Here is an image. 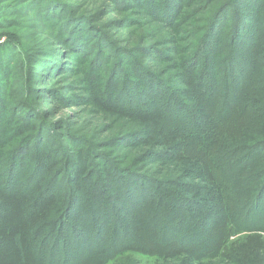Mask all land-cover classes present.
Instances as JSON below:
<instances>
[{"label": "rangeland", "instance_id": "obj_1", "mask_svg": "<svg viewBox=\"0 0 264 264\" xmlns=\"http://www.w3.org/2000/svg\"><path fill=\"white\" fill-rule=\"evenodd\" d=\"M0 187L54 264H264V0H0Z\"/></svg>", "mask_w": 264, "mask_h": 264}, {"label": "trees", "instance_id": "obj_2", "mask_svg": "<svg viewBox=\"0 0 264 264\" xmlns=\"http://www.w3.org/2000/svg\"><path fill=\"white\" fill-rule=\"evenodd\" d=\"M107 111H116L105 102L99 101ZM158 111L137 115L143 122L157 124ZM57 205L53 194L42 195L36 200L19 191H6L0 187V264H54L33 250L32 232L39 224L48 221ZM249 245L259 249L262 244L257 238Z\"/></svg>", "mask_w": 264, "mask_h": 264}]
</instances>
